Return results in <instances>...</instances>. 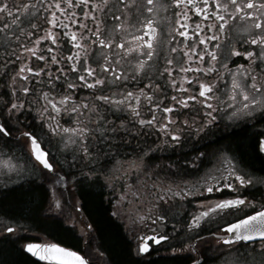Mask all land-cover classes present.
Here are the masks:
<instances>
[{
  "label": "flooded vegetation",
  "instance_id": "1",
  "mask_svg": "<svg viewBox=\"0 0 264 264\" xmlns=\"http://www.w3.org/2000/svg\"><path fill=\"white\" fill-rule=\"evenodd\" d=\"M0 154L36 167L0 193L57 189L96 264L92 184L141 263L264 264V0H0Z\"/></svg>",
  "mask_w": 264,
  "mask_h": 264
},
{
  "label": "trees",
  "instance_id": "2",
  "mask_svg": "<svg viewBox=\"0 0 264 264\" xmlns=\"http://www.w3.org/2000/svg\"><path fill=\"white\" fill-rule=\"evenodd\" d=\"M231 143L244 154L247 160L256 163L260 159L254 138L240 134L234 136ZM1 191L0 217L6 219L7 223H24V226L30 227L38 234H22V237H15L11 233L2 232L0 234V264H46L24 251L23 243L27 240L48 238L76 249L82 248L78 246L80 240L73 235L65 215L54 216L45 213L44 209L50 203L49 189L46 188V184L26 182L18 187L9 186ZM55 191L58 190L55 189ZM81 196L85 218L92 227L95 226V234L100 237L101 244L116 264H154L156 262L170 264L162 260L141 263L132 258L128 241L120 226L108 213L102 191L92 184L90 189L82 187ZM0 229H2L1 226Z\"/></svg>",
  "mask_w": 264,
  "mask_h": 264
},
{
  "label": "water",
  "instance_id": "3",
  "mask_svg": "<svg viewBox=\"0 0 264 264\" xmlns=\"http://www.w3.org/2000/svg\"><path fill=\"white\" fill-rule=\"evenodd\" d=\"M32 151L34 157L45 167L52 169L48 162L46 152L41 148L40 143L33 138ZM264 234V232H261ZM24 250L36 260L59 263V264H89L90 260L74 249L62 245L58 242L48 241H28L24 245Z\"/></svg>",
  "mask_w": 264,
  "mask_h": 264
},
{
  "label": "rangeland",
  "instance_id": "4",
  "mask_svg": "<svg viewBox=\"0 0 264 264\" xmlns=\"http://www.w3.org/2000/svg\"><path fill=\"white\" fill-rule=\"evenodd\" d=\"M0 156L3 158V163L0 166V173L1 174H4L6 176H9V175L15 176L18 173V174H24L27 176H31V175L35 174V172H36V167L34 166L33 163H30L29 161H27V158H26V164L25 165H22V164L18 165V164H15V161L6 158L5 155L0 154ZM53 194L54 195H48V200L50 203H49L48 207H46L44 209V211L48 215L52 214L54 216H57V214L59 212L55 211V210H59V207L61 204H66L69 207L70 201H68V198H66V197L59 198V196H58L59 193L57 191H54ZM71 202H73V201H71ZM67 214H68V217L65 216L66 217L65 220H67V222H70V219H72L73 217L70 214V212H68ZM59 215H61V214L59 213ZM85 224H88V222H85ZM0 226L2 227V229H0V234L2 232H7V229L9 226H13V229L9 230L10 232H7V233H11V235L15 236V237H19V236L22 237V234H29V235L38 234L35 232V230H31L30 227L24 226V223L23 224L10 223V222L7 223L6 219L1 218V217H0ZM92 254H93L94 258H96L94 253H92ZM94 258H92V259L94 260ZM96 260H99V258Z\"/></svg>",
  "mask_w": 264,
  "mask_h": 264
},
{
  "label": "bare ground",
  "instance_id": "5",
  "mask_svg": "<svg viewBox=\"0 0 264 264\" xmlns=\"http://www.w3.org/2000/svg\"><path fill=\"white\" fill-rule=\"evenodd\" d=\"M91 179V178H90ZM12 225V224H11ZM83 244V243H82ZM93 246V245H92Z\"/></svg>",
  "mask_w": 264,
  "mask_h": 264
}]
</instances>
